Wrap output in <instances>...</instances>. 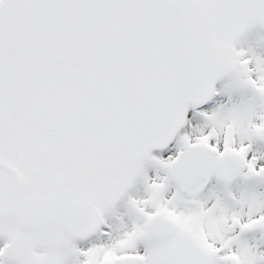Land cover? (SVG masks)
Here are the masks:
<instances>
[{
    "label": "snow or ice",
    "instance_id": "6c2138e0",
    "mask_svg": "<svg viewBox=\"0 0 264 264\" xmlns=\"http://www.w3.org/2000/svg\"><path fill=\"white\" fill-rule=\"evenodd\" d=\"M0 264H264V0H0Z\"/></svg>",
    "mask_w": 264,
    "mask_h": 264
}]
</instances>
